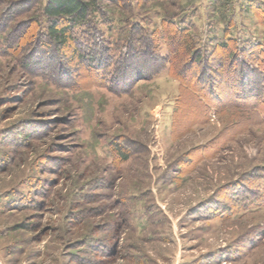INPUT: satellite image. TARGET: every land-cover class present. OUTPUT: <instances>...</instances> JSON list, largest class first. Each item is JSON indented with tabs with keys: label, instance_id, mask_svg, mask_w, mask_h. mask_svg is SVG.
Returning <instances> with one entry per match:
<instances>
[{
	"label": "rangeland",
	"instance_id": "rangeland-1",
	"mask_svg": "<svg viewBox=\"0 0 264 264\" xmlns=\"http://www.w3.org/2000/svg\"><path fill=\"white\" fill-rule=\"evenodd\" d=\"M46 1L0 0V264H264V0H103L81 59Z\"/></svg>",
	"mask_w": 264,
	"mask_h": 264
},
{
	"label": "trees",
	"instance_id": "trees-1",
	"mask_svg": "<svg viewBox=\"0 0 264 264\" xmlns=\"http://www.w3.org/2000/svg\"><path fill=\"white\" fill-rule=\"evenodd\" d=\"M44 1V0H42ZM223 3L228 4V6H232L235 0H223ZM45 4V5H44ZM42 3V7L40 10V17L38 18V23H41V19H44V21H48V34L50 39L56 44L63 45L65 47H71L72 41H74L76 46H73V52L74 54H78L79 59L85 58L86 54L82 50L81 46L78 45L77 39L75 38L76 34H79L77 31H80L82 29H86L87 27L92 30L94 28V24L91 22L92 17L94 18V15H102L104 14V4L103 0H47L46 3ZM76 33V34H75ZM183 36V42L184 46L186 47V50L193 53L196 48V42L194 40L193 34L188 30V28H180L179 29V35ZM136 36L139 35L137 34ZM134 39V38H133ZM133 39L129 40V43L132 44ZM166 41L170 42V38L165 39ZM156 46V43L153 40L148 39L146 46ZM262 45V44H261ZM230 45L226 42H224L221 47L222 48H228ZM264 49V44L261 47ZM92 56L91 59H94V56L102 55L103 53L106 54L105 48L102 45H96L95 50H92ZM91 51V52H92ZM90 52V53H91ZM177 52V51H176ZM152 56V65L147 68L145 72H142V75L145 77L142 78H153L158 71L162 70L166 65H171V59H166L165 57L162 58L159 54H156V51L153 49V53H151ZM198 62H202L206 56H204L202 53H199L198 55ZM212 54H209L208 57H211ZM231 56H233L231 54ZM206 59V58H205ZM128 63L132 62L127 61ZM257 63H259V60H257ZM106 71L108 72V67H106ZM130 68V67H128ZM128 68H124L122 72L126 73L128 72ZM260 68V67H259ZM262 72V73H261ZM110 73V72H109ZM260 73L264 74V70L260 68ZM118 74V73H116ZM137 80V79H136ZM184 87H186L184 85ZM251 87H253L251 85ZM256 87V86H255ZM251 92L254 96L256 94V91L254 92V89ZM258 88V87H257ZM201 101H203V97L199 96ZM255 194V192H254Z\"/></svg>",
	"mask_w": 264,
	"mask_h": 264
}]
</instances>
